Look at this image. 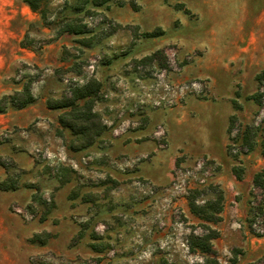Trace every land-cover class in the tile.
<instances>
[{"label":"rangeland","instance_id":"1","mask_svg":"<svg viewBox=\"0 0 264 264\" xmlns=\"http://www.w3.org/2000/svg\"><path fill=\"white\" fill-rule=\"evenodd\" d=\"M4 8L0 85L11 84L18 92L30 85L31 94H37L45 68L18 64L14 56L24 54L19 48L38 56L48 51L55 66L38 94L54 92L48 99L54 102L96 80L100 100L94 111L105 125L95 142L82 149L58 124L54 134L61 150L50 157L37 153L56 158L43 170L53 171L60 181L74 179L73 193L89 191L82 200L91 205L92 216L85 222L91 226L80 224L72 244L94 241L96 254L69 260L50 253L32 257L31 264H264V224L255 227L252 212L259 205L264 209V190L252 186L253 176L264 169V0H41L44 19L36 13L39 21L30 31L49 32L39 35L23 34L20 20L8 18ZM8 24L14 33H7ZM69 25L84 26V33H65ZM154 32L155 37H145ZM233 101L240 110H234ZM213 108L230 110L228 122L237 118L226 158L196 152L199 142L206 145L216 135ZM57 111L58 117L64 112ZM245 127L256 135L251 151L240 147L238 134ZM7 135L0 134V144ZM133 141L138 145L131 158L143 157L110 176L114 167L106 160L128 158L124 148ZM1 161L9 170L11 162ZM233 167L243 169L240 181ZM13 174L18 181L21 172ZM192 190L201 192L199 204L214 200L218 192L223 195L221 222L206 224L190 213ZM34 196L39 207L32 202L13 211L29 217L34 207L42 210V218L49 215L53 201ZM243 197L239 218H230L226 212ZM232 220L238 225L231 226ZM202 224L219 233L209 255L188 247L192 234L204 233ZM37 235L44 241L52 236Z\"/></svg>","mask_w":264,"mask_h":264},{"label":"crops","instance_id":"2","mask_svg":"<svg viewBox=\"0 0 264 264\" xmlns=\"http://www.w3.org/2000/svg\"><path fill=\"white\" fill-rule=\"evenodd\" d=\"M4 7H6L5 12L8 18L20 20L23 34L28 31L29 33L34 32L30 31V28L37 26L38 15L33 13L23 0H0L1 14L5 10ZM6 28L8 34L14 33L9 24ZM48 32V30L42 29L40 33L38 31L34 33L39 35ZM18 51L24 54L14 56V61H18V64L21 62L27 65L34 64L39 68L43 67L46 74L36 85L35 92L37 94H34V90L32 92L35 99L32 104L23 109L8 106L4 113H0V134L7 133L9 135H7L6 141L0 144V160L11 162L8 171L0 166V183L7 176H14L15 171L21 172L16 190L0 191V264H31L32 257L46 256L50 253L69 260L93 257L96 254L95 246L91 247L94 241L84 243L83 239H79L72 244L73 237L80 231L82 225L91 226V223H85L92 216L88 213L91 205L82 200L83 195L89 191L81 190L73 193L77 185L74 179L63 180L62 183L60 176L52 170L51 173H46L43 170L47 165L54 164L56 158H39L37 155L38 151H41L45 157H50L56 154V150H61L59 139L54 134V130L58 128L59 111L49 109L47 106V100L54 92L49 94L47 91H42L43 93L38 94L39 85L45 77H49L50 68L55 66V60L48 51L41 56L26 49L19 48ZM97 80L100 79L97 78ZM18 91L20 89H16L11 84L0 85V98ZM212 112L211 121L215 125L216 135H214L213 141L211 140L206 145L199 142L196 152L202 156L207 155L208 158H226L230 110L222 113L218 108H213ZM199 115L202 120L203 114ZM151 124L150 121L149 125ZM184 137L186 138L185 133ZM137 145L133 141L126 148L123 147L128 158L123 156L106 160L108 164L110 163L109 165L114 167L111 168L110 176L117 177L119 174L115 173L117 170L114 169H120L124 164L133 163L138 160V157H143L136 154L131 158V151H134V147ZM21 147L25 150L20 151ZM144 151L140 152L144 153ZM87 159L91 158L82 160L87 161ZM93 192H99V190H93ZM34 195L41 196L42 201L45 199L53 201L54 209L49 215L42 218V210L41 212L37 209L34 210V207L40 206L39 203L35 204V201H32ZM245 198L235 202V207L231 208V212H226L230 218H239L236 216V213L239 214L237 208L241 206ZM32 202L35 205L32 207V214L29 217L19 216L13 211L25 210V207ZM245 211L243 207L242 212ZM223 222L226 224L227 218ZM232 222L231 226L238 225L236 220H232ZM228 223L230 224L231 221L229 220ZM42 232L50 233L52 236L43 244L30 242L33 235Z\"/></svg>","mask_w":264,"mask_h":264},{"label":"trees","instance_id":"3","mask_svg":"<svg viewBox=\"0 0 264 264\" xmlns=\"http://www.w3.org/2000/svg\"><path fill=\"white\" fill-rule=\"evenodd\" d=\"M41 0H23V2L29 7L33 13H39L40 16L44 17L43 10H40ZM108 0H103L106 2ZM99 5V4H97ZM44 19V18H43ZM85 27L67 26L64 30L65 33H70L74 35H81L84 33ZM162 33V32H160ZM156 32L145 34V37H155ZM158 53L154 54L152 57H157ZM264 75V72L262 73ZM256 81L261 83V75L256 76ZM100 84L96 80L89 81L83 86H76L70 90L69 96H62L59 100L54 102L47 101V106L49 109L64 110L62 114L58 117V124L61 128L67 129L74 137V141L80 145V148L90 147L95 140L105 131V125L102 122L101 116L94 111L95 104L100 100ZM255 99V98H254ZM35 101L31 94L30 85H26L22 88L21 92H15L9 96H3L0 99V113H4L8 106L15 109H23ZM232 106L234 110H240V106L233 101ZM237 118L235 115L231 116L229 120V125L227 129L228 135H230L234 130V125ZM256 137L255 132L251 129L245 127L238 134L240 140V147L245 148L246 151H251L254 146V138ZM227 150H231V146L227 147ZM0 166H2L6 171L8 168L0 160ZM233 176L236 180L240 181L243 176V169L233 167ZM64 181H62L63 183ZM253 188H259L264 190V169L256 173L252 179ZM18 188L17 180L14 176H7L6 179L0 183V191L7 192L16 190ZM201 196V192L197 190H192L188 194L187 202L188 208L192 215L196 216L202 222L206 224L215 225L222 221L221 213L223 211V195L218 192L214 200L204 201L202 204L197 202L198 197ZM34 201L35 196H34ZM52 207L54 203L52 202ZM31 209V207H27ZM264 209L260 205L254 209L252 212L255 215L261 214ZM264 215V214H261ZM264 224V221H263ZM204 233L200 235H193L188 243L189 251L194 253L196 251L202 254H212L211 242L219 237V233L208 225L202 224L199 226ZM51 236H46L47 240ZM31 243L43 244L46 240H42L39 235L35 234L30 239Z\"/></svg>","mask_w":264,"mask_h":264},{"label":"built area","instance_id":"4","mask_svg":"<svg viewBox=\"0 0 264 264\" xmlns=\"http://www.w3.org/2000/svg\"><path fill=\"white\" fill-rule=\"evenodd\" d=\"M255 219H254V222H253V225L256 227H259V228H261L262 226H263V220L261 219V217L259 216V214L257 215H255V217H254ZM259 218L261 219V220H259ZM261 230V229H260Z\"/></svg>","mask_w":264,"mask_h":264}]
</instances>
